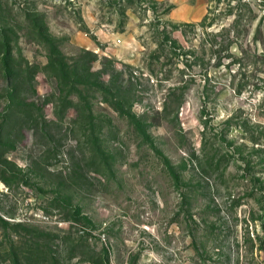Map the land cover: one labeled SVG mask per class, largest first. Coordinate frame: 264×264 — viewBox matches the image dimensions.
Instances as JSON below:
<instances>
[{
  "label": "rangeland",
  "instance_id": "374dc122",
  "mask_svg": "<svg viewBox=\"0 0 264 264\" xmlns=\"http://www.w3.org/2000/svg\"><path fill=\"white\" fill-rule=\"evenodd\" d=\"M206 1L90 0L114 46L77 0H0V264H264L262 1Z\"/></svg>",
  "mask_w": 264,
  "mask_h": 264
},
{
  "label": "crops",
  "instance_id": "0c3cea01",
  "mask_svg": "<svg viewBox=\"0 0 264 264\" xmlns=\"http://www.w3.org/2000/svg\"><path fill=\"white\" fill-rule=\"evenodd\" d=\"M78 4L82 6L83 11L87 16V27L91 33L102 43H108L116 45L119 42V38H115L116 31L112 27L103 21L94 23L93 13L90 12L87 3L90 0H77ZM125 0H114L113 7L121 5ZM155 3L163 4L167 7L165 17L169 21L175 23H190L198 20H202L208 10V2L206 0H152ZM131 15L134 16L133 13ZM76 43L89 46L91 39L85 34H76L73 36Z\"/></svg>",
  "mask_w": 264,
  "mask_h": 264
},
{
  "label": "trees",
  "instance_id": "16d2710c",
  "mask_svg": "<svg viewBox=\"0 0 264 264\" xmlns=\"http://www.w3.org/2000/svg\"><path fill=\"white\" fill-rule=\"evenodd\" d=\"M261 1H262V3L260 5L262 6L261 8L263 9V15H262L263 17L262 18L264 19V7H263L264 0H261ZM242 6H243V16H244V24H245L244 30H246V32H249L250 28L252 26V21L251 20L253 18L254 8L249 2H245V1L242 2ZM208 15H210V11L209 10H207V13H206L204 18L205 19L208 18ZM259 26H260V23H258L257 26H256V29H255L256 32L260 31ZM6 53H7V55H9L10 51L7 50ZM63 58H64L63 56L58 57L56 59L51 57V56L49 57V67L55 69V67H52V66H55V62H57V65L59 66L58 72L56 71V69H55V71H56L57 77L60 78V81L61 82H67L66 77L70 74V75H73V76L77 75L76 76V80H75L77 82H75V84L76 83H83V81L80 80V79H81V77H84V76L81 75V74H76L77 73L76 70H75V72H74V70L70 71L68 69L67 65L65 64V62H62ZM73 84H74V82H73Z\"/></svg>",
  "mask_w": 264,
  "mask_h": 264
}]
</instances>
